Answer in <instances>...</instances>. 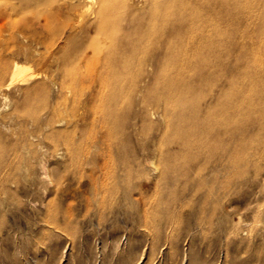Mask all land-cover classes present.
<instances>
[{
    "label": "rangeland",
    "instance_id": "374dc122",
    "mask_svg": "<svg viewBox=\"0 0 264 264\" xmlns=\"http://www.w3.org/2000/svg\"><path fill=\"white\" fill-rule=\"evenodd\" d=\"M178 2L187 8L179 9ZM70 3L81 10L87 1L42 0L35 21L18 24L12 35L0 33V264H264V151L259 150L255 164L245 166L250 159L241 144L250 139L245 130L235 134V154L245 159L232 168L233 179L239 178L226 193L214 186L218 191L208 194L196 179L188 184L182 178L154 188L159 170L143 160L160 145L173 153L175 144H158V137L165 129L175 135L184 114L192 115L196 97L208 102L221 77L193 86L191 69H164L171 96L165 118L158 93L164 77L146 88L130 85L133 72H120L127 80L120 84L121 117L110 134L100 132L92 128L90 72L103 65L97 59L100 49L122 50L119 42L102 48L101 40L132 34L147 16L124 11L102 34L92 17L72 19ZM167 4L173 12L168 24L214 6L217 29L224 33L220 46L233 63V126L247 129L252 119L264 124V0ZM48 14L43 25L42 16ZM107 17L116 19L115 14ZM13 62L24 68L22 80L8 84ZM179 76L181 84L175 85ZM179 90L188 96L175 99ZM152 100L158 106L155 114L143 122L134 119ZM252 129L246 132L264 141V133ZM194 153L186 148L171 159L194 171L199 166ZM127 160L143 164L144 175L91 182L92 170L105 165L118 173Z\"/></svg>",
    "mask_w": 264,
    "mask_h": 264
},
{
    "label": "bare ground",
    "instance_id": "6f19581e",
    "mask_svg": "<svg viewBox=\"0 0 264 264\" xmlns=\"http://www.w3.org/2000/svg\"><path fill=\"white\" fill-rule=\"evenodd\" d=\"M41 1L0 0V33L7 32L12 35L16 32L18 24L35 21L40 16ZM86 1L87 3L84 7L82 6L81 10L79 9L80 6L70 3L67 12L76 21H82L87 16V18L92 17L90 20L96 31L102 34L108 32L114 24L118 23L117 21L123 16L124 11L127 13L133 11L135 16H147L132 34H123L116 38L105 37L101 40L102 48L109 43L119 42L122 50L118 54H112L103 49L98 51L100 54L97 59L101 60L103 65L90 72L93 85V89L89 92V99L92 100L90 108L93 115L92 128L110 134V130L121 117L117 108L122 96L120 84L123 79L120 72H133L128 79L130 85L145 86L146 88H152L155 85L156 77H164L165 83L158 88V93L159 98L163 100L162 113L165 118L170 114L168 101L171 96L166 89L167 78L162 73L164 69H171L177 73L191 69L195 74L189 84L193 86H199L215 77H221L220 87L216 89L208 102H203L201 96L196 97L190 108L192 115L188 117L187 114H184L185 122L184 124L181 123L180 130L175 135L171 136L165 129L158 137V144L167 141L175 144L173 153L170 154V151L163 148L162 145L155 148L150 147L152 148L151 157L146 153L147 156L143 160L151 163L153 169L159 170L154 177V188L159 184L167 185L170 183L173 185L182 178V181L188 184H192L196 179L198 185L204 187L201 188L206 190L208 194L214 195L218 191L214 186H220L222 191L220 193H226L232 184L238 182L237 179L239 178L233 179L232 168L236 162L241 163V158L245 159L244 156L235 154L237 145L234 140L235 134L239 130H245V134L250 138L241 144L249 151L248 157L250 159H247L246 162L243 161L245 166H248L247 164L253 165L257 155L262 154V152L258 153L259 150L264 151V141H259L255 137L256 133L246 131L256 128L258 133L263 134L264 124L257 119H252L248 122L247 129L244 126L238 128L233 126L235 109L233 63L227 49H223L227 51L225 53L220 46L219 39L224 33L217 29L218 22L213 18L214 6L210 9L205 8L198 13H189L186 17H177L173 24H168L173 12L170 5H163V3L171 0H139V5L142 4V6H138V0H131V2H129L130 0ZM181 4L182 2H178L179 9L187 8ZM114 14L116 19L109 21L107 16ZM50 17V14L42 16V22H44L42 24L45 25ZM125 21L128 24L131 23L128 18H125ZM159 25L162 27L161 32L156 29V26ZM132 56L135 58L133 59ZM211 67H214L215 71L211 72ZM23 70L21 64L15 62L8 84L14 80H22L20 74ZM177 78L179 79L173 81L175 85L181 84L180 76ZM123 81H127L126 78ZM188 93L185 90H179L176 92L175 99H184ZM155 103L156 101L153 100L146 102L141 106L138 113L133 114V118L141 119L143 122L148 116L154 115L158 110ZM175 114L181 118L182 113L179 108L176 109ZM259 117L262 118V114ZM143 134L146 133L143 132ZM186 148L193 150L196 158H199L197 160L199 166L194 171L185 169V165L176 163L171 159L173 156L175 158L182 156ZM156 159L157 162L155 163ZM125 162H127L126 165L118 173L117 170L110 171L103 165L104 168L100 166L98 170H92L88 176L91 182L96 184L102 183L108 178L116 181H130L135 177L144 175L145 167L143 164L132 163L129 160ZM132 168L136 169L137 172L133 173ZM242 172L239 173L242 174ZM114 190L119 191L116 188ZM124 190L127 193V189L124 188Z\"/></svg>",
    "mask_w": 264,
    "mask_h": 264
}]
</instances>
